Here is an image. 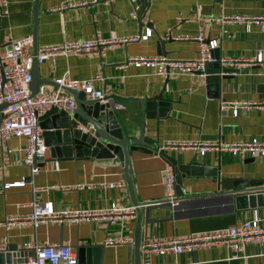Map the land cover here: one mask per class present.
<instances>
[{"label":"crops","instance_id":"0c3cea01","mask_svg":"<svg viewBox=\"0 0 264 264\" xmlns=\"http://www.w3.org/2000/svg\"><path fill=\"white\" fill-rule=\"evenodd\" d=\"M67 2L6 0L0 17V44L32 36L33 31L36 47L63 40L90 39L96 30L104 38H118L142 34L148 27L151 35L137 42L115 44L102 55L57 56L53 65L48 61L39 63L38 76L46 83L38 89L45 94L69 97L55 83L65 72L74 79L97 75L92 82L94 88L102 90L106 100L111 98L114 105H122V108L115 107L117 118L129 123L137 134L141 120L137 99L160 93L161 99L168 103L166 114L144 118L142 126L143 136L157 149L165 140L239 142L256 138L264 142V66L220 73L217 90L209 87L200 74L154 75L145 67L121 66L128 57L197 58L199 49L194 37L199 33L205 39H217V46L211 51L215 50L218 55L221 68H235L220 62L227 57L247 58L261 51L264 59V30L261 31L258 24H250L245 29L240 23L220 20L222 16L233 15L262 17L264 0H135V18L128 16L132 10L129 0H96L92 5L76 7H69ZM35 3L37 15L33 23ZM177 14L188 15L189 19L176 22ZM159 50L164 53L157 54ZM23 144L22 136L11 135L0 141V251L4 252L7 246L23 248L25 242H37L70 247L76 256L71 245H99L101 264H132L130 246L135 216L109 224L105 221H46L36 226L17 222L4 227L7 217L29 213L28 203L32 198L55 211L103 208L111 202L131 205L125 187H106L107 183L123 178L119 162L87 157L55 161L57 169L54 170L53 162L46 161L37 173L30 175L28 167L22 163ZM164 152L181 163L195 156L202 168L214 167V172L218 171L223 179L252 182L242 189L264 186V157L241 158L227 151L199 155L191 149ZM43 157H49L48 148ZM166 166L169 165L155 152H131L135 196L141 202L156 201L138 206L141 244L226 229L253 218L260 219V224L264 225V205H236L223 195L222 189H216L209 171L182 178L181 188L184 195L189 196L186 200H164L169 199L163 184ZM22 178L23 186L3 187ZM76 184L90 187L77 189ZM107 237H124L131 242L106 246L103 241ZM240 252L247 256L245 264H264V240H249ZM235 255L238 256V252L226 245L215 244L198 247L190 253L173 254L171 250L151 253L143 257V263L239 264L241 260ZM31 258H28L30 264Z\"/></svg>","mask_w":264,"mask_h":264},{"label":"built area","instance_id":"2783aa9c","mask_svg":"<svg viewBox=\"0 0 264 264\" xmlns=\"http://www.w3.org/2000/svg\"><path fill=\"white\" fill-rule=\"evenodd\" d=\"M69 7L88 6L96 3V0H76L72 2L67 0ZM135 0H129L132 10L128 13L131 18L136 17L137 6ZM6 6V0H0V17ZM176 22H183L189 19L188 15L177 14ZM220 20L233 21L242 24L248 29L250 24H258L260 30H264V16L255 17L247 15H233L221 17ZM151 35V29L144 28L142 34L121 36L118 38H104L99 31H95L94 36L90 39L63 40L59 43L45 44L38 46L36 49V63L48 61L54 64L57 56H79L84 54L102 55L105 50L110 49L113 45L127 42H137L142 37ZM199 49V55L194 59H170L162 55L128 57L121 66L130 64L134 67H145L152 71L154 75H194L202 70L203 64L210 60L209 51L217 46V39H205L199 33L194 37ZM32 39L30 35L22 36L18 39L10 40L7 43L0 44V104H5L0 109V141H4L9 136H22L24 144L21 147L23 152L22 163L28 167L30 175L37 173L39 170L36 161L45 155L47 147L43 144L41 137V128L36 118L37 114L51 106L72 108L73 104L69 97H60L57 93L47 95L42 89H38L34 95L30 94V66L32 59L31 52ZM228 67L244 69L253 66H264V59L261 51L247 58L227 57L220 61ZM264 73V72H263ZM203 75V74H200ZM98 78L94 76L88 79H74L66 72L55 80L57 88L65 86L70 89L83 91L87 97L97 99L101 102L106 101V94L93 86V80ZM116 108H122L120 103L115 105ZM224 107V104H221ZM232 111L236 109L232 106ZM171 150L177 152L182 149H191L199 155L208 151L220 152L227 151L232 155L239 157H264V142L256 138H250L246 141L223 142L204 140H165L157 149ZM157 153V152H155ZM54 170L57 164H53ZM165 176L163 184L172 198V185L174 174L170 166L164 168ZM24 179L12 183H6L4 188L9 186H23ZM90 187V185L76 184L75 188ZM107 188H124L125 183L122 178L106 184ZM165 197V198H166ZM150 201L149 203L152 204ZM30 211L26 215L9 216L3 222L4 227L17 222H28L36 226L40 222H81V221H105L108 224L115 221H122L134 218V207L116 205L111 202L103 208H83V209H63L55 211L48 205L40 203L36 198H32L28 203ZM260 219L253 218L241 221L237 225L221 230L207 231L195 235L183 237H172L167 239H156L146 241L140 246V253L147 257L151 253L171 250L173 254L181 252L190 253L198 247L211 246L215 244H224L233 252H238L241 262L245 264L246 255H242V249L249 240H264V225L260 224ZM131 239L124 237H107L103 244L115 247L118 244L130 243ZM24 249H31L33 255L32 264H76L75 254L67 247L62 245L41 244L37 242H25L22 246ZM144 264V263H143Z\"/></svg>","mask_w":264,"mask_h":264},{"label":"water","instance_id":"95a60500","mask_svg":"<svg viewBox=\"0 0 264 264\" xmlns=\"http://www.w3.org/2000/svg\"><path fill=\"white\" fill-rule=\"evenodd\" d=\"M36 15L37 8L35 3L33 23ZM31 39L32 59L29 71V89L30 94L34 95L46 81L40 79L37 73L38 64L35 60L37 47L34 31ZM163 53L164 51H157V54ZM208 53L211 61H206L202 70L197 74H203L205 83H209V87L217 90L219 79L222 77V75H219L220 73L238 72L239 69L221 68L215 50H210ZM60 88L68 93L73 107L68 109L51 106L41 114L36 115L38 125L41 128L43 144L49 151V157L47 159H44V157L38 158L36 164L40 168L46 161L54 164L55 161L77 160L87 157L105 158L110 159L112 163H120L122 179L125 183L130 204L134 207L136 217L130 246L132 264H143V256L140 253L141 230L138 206L150 204V201L141 202L134 193L130 167V155L133 151L146 154L157 152L158 156L170 166L174 174L171 200H186L189 196H185L181 188L182 178L184 176L197 175L202 170H205L211 172L210 175L216 183V189H222L223 195L232 199L236 205L243 203L251 207L264 205V186L242 189L247 183L252 182L223 179L219 176L218 171L214 172V167H206L209 169L202 168L195 156L190 158L189 162L181 163L176 158L166 154L164 150H157V147L152 146V141L143 136V119L155 118L166 114L168 103L161 99L160 93L151 98L137 99L141 120L136 134L134 130H131L129 123L125 124L120 118H117L115 105L111 98L101 102L87 97L83 91L70 89L65 86ZM4 106L5 104H0V109ZM71 247L74 248L76 253V264H101V249L99 245L76 244L71 245ZM12 251L15 252L11 253ZM32 255L33 251L31 249L7 246L4 252L0 251V264H30L28 263V258H31Z\"/></svg>","mask_w":264,"mask_h":264}]
</instances>
